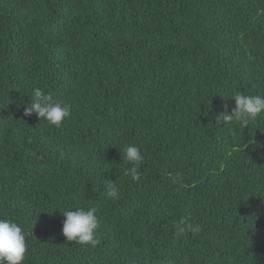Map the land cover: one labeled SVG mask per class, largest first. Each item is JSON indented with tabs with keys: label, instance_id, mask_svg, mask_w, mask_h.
Segmentation results:
<instances>
[{
	"label": "trees",
	"instance_id": "obj_1",
	"mask_svg": "<svg viewBox=\"0 0 264 264\" xmlns=\"http://www.w3.org/2000/svg\"><path fill=\"white\" fill-rule=\"evenodd\" d=\"M34 88L70 107L60 127L24 114ZM236 93L264 96V0H0V219L23 264H264V113L216 123ZM76 208L95 246L62 235Z\"/></svg>",
	"mask_w": 264,
	"mask_h": 264
},
{
	"label": "clouds",
	"instance_id": "obj_2",
	"mask_svg": "<svg viewBox=\"0 0 264 264\" xmlns=\"http://www.w3.org/2000/svg\"><path fill=\"white\" fill-rule=\"evenodd\" d=\"M32 102L24 109V114L30 116L33 113L41 120L60 127L63 120L70 115V107L67 104L53 102L52 97L40 88H34ZM234 99V107L229 111L224 105L223 110L216 116L219 125L237 122L240 127H248L251 121L264 113V96L236 93L228 96ZM122 159L131 166L125 170V175H130L133 180L139 178L138 168L143 161L140 149L136 145H128L121 153ZM105 195L109 199H119V189L113 181H109ZM96 209L76 208L62 212V235L67 241H74L80 245L95 246L98 240L95 238L98 221L95 215ZM196 233L199 227L187 223V218H182L176 225L178 235L186 231ZM27 252L26 236L22 227L11 219H0V264H23Z\"/></svg>",
	"mask_w": 264,
	"mask_h": 264
}]
</instances>
